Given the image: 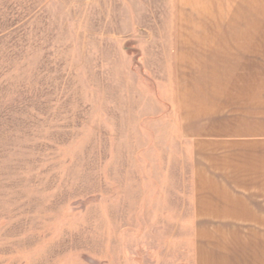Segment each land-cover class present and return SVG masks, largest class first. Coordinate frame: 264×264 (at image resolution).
<instances>
[{"label":"rangeland","instance_id":"rangeland-1","mask_svg":"<svg viewBox=\"0 0 264 264\" xmlns=\"http://www.w3.org/2000/svg\"><path fill=\"white\" fill-rule=\"evenodd\" d=\"M176 1L0 0V264H188Z\"/></svg>","mask_w":264,"mask_h":264},{"label":"crops","instance_id":"crops-1","mask_svg":"<svg viewBox=\"0 0 264 264\" xmlns=\"http://www.w3.org/2000/svg\"><path fill=\"white\" fill-rule=\"evenodd\" d=\"M179 2L205 22L191 33L178 14L172 35L190 55L180 65L193 59L177 119L188 144V264H264V0Z\"/></svg>","mask_w":264,"mask_h":264}]
</instances>
